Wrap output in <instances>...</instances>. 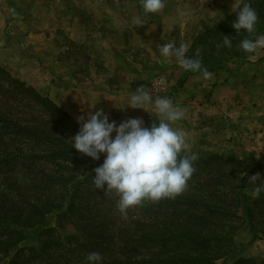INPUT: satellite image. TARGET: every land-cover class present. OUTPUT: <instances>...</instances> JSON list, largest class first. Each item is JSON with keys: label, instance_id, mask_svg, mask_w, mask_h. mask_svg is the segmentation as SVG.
I'll list each match as a JSON object with an SVG mask.
<instances>
[{"label": "crops", "instance_id": "0c3cea01", "mask_svg": "<svg viewBox=\"0 0 264 264\" xmlns=\"http://www.w3.org/2000/svg\"><path fill=\"white\" fill-rule=\"evenodd\" d=\"M136 17L135 21L130 20L129 16H122L121 20H117L107 15L101 18L103 19L101 24L104 23L102 27L95 24L96 28H94L95 25H90V29L95 32L86 31L94 35V38L89 40L90 57L106 73L105 75H108L104 79L95 80L91 77L93 82L79 84V78L74 74L73 68L69 65H60L53 58V63L57 64L59 71H56L53 77L48 76L49 74L43 77L47 79V83L44 80L42 84L37 83L31 81V78L22 81L28 86L40 89L78 125H80L77 121L78 117L94 114L100 109H103L110 121H115L117 125L130 118L142 119L147 127L153 123L158 124L159 117L154 107L143 110L127 106L132 91L141 86L149 90L151 82L157 85L153 99L155 96L167 97L173 101V104L183 107L184 118L173 126L187 133L190 143L189 154L195 153L200 159L215 155L221 157L224 163L238 162L228 170L236 174V180L225 178L218 190L223 200L219 205L220 208L222 206L221 212L211 213L193 205L194 207H179L178 213L170 215L179 228L176 230L177 233L190 232L191 236L201 232L206 239L203 245L195 246L189 242H181L183 240L179 242L173 239L172 241L175 242L168 245L162 242L160 245L145 243L144 246L177 247L179 251L173 252L175 255L189 250L191 256L208 254L206 256H211V261L225 259L227 252L219 254L216 251L217 254H212L210 251L211 245L220 242L218 240L220 236L214 230L217 225L215 221L238 220L243 226L239 230L250 235V242L259 240L252 238L243 220L242 211L234 203L235 192L232 188L242 171L245 172L259 164L263 166L262 169L250 172L248 176L259 174L260 178L264 179V49L256 54L257 60L253 58L245 63L207 70L210 75L205 77L201 72L184 71L175 58L163 56L158 47L174 41L177 46H186L188 54L195 34L181 32L179 29L169 31L161 26V21L155 14L145 17L138 12ZM3 19L5 20V17ZM115 23L119 26L121 23V26L115 27ZM70 26L71 28L66 29L67 39L74 44L83 43L86 35L76 31L75 25L70 24ZM97 37L99 40H95ZM9 65L5 59H0V67L10 74L7 69ZM180 81H183L182 86L176 89ZM166 88L169 89L168 93ZM215 165L219 164L213 163L208 168L211 169ZM196 171L197 169L192 176L195 182L191 185L197 182L198 177L205 179L207 176V171L203 170L194 179ZM252 182L250 180V183ZM259 182L258 180L257 183ZM185 191L184 193L194 195L199 193L201 194L199 196L205 197V194L195 186L187 185ZM253 193L254 190L251 194H246L255 198ZM261 220H264V214L258 212L254 224L259 230L257 236L264 238L260 230L263 226L259 224ZM166 221L167 219L164 222ZM164 222L154 223L157 229L162 230ZM259 225L261 227L258 229ZM241 234H237L236 237H240ZM221 238L225 240L223 235ZM233 243L235 245L234 241Z\"/></svg>", "mask_w": 264, "mask_h": 264}, {"label": "trees", "instance_id": "16d2710c", "mask_svg": "<svg viewBox=\"0 0 264 264\" xmlns=\"http://www.w3.org/2000/svg\"><path fill=\"white\" fill-rule=\"evenodd\" d=\"M247 2L260 14V21L264 23V0ZM232 18L233 15L227 20ZM255 33L264 34L263 27H258ZM197 45V41L193 43L191 53L198 49ZM233 56L239 55L235 53ZM182 83L178 82L176 89L181 88ZM2 88L9 91L11 96H4L0 91V262L9 257V252L24 239L23 231L45 225L48 216L54 215L58 226L66 221L80 232L82 243L71 251L73 254L85 252L80 258L81 264L85 261L84 264H87L86 257L91 252H99L104 258L103 264L211 263V256H206L208 254L191 256L186 250L175 255L173 252L179 251V248L164 246L175 242L173 239L195 246L206 242L201 232L191 236L190 232L177 233L179 228L170 215L178 213L179 207L193 205L211 213L221 212L222 206L220 208L219 205L223 200L218 190L225 178L236 180V174L228 170L238 162L224 163L221 157L215 155L207 159L198 158L194 162L197 169L194 179L203 170L207 171V176L205 179L198 177L193 185L191 183L195 181L191 177L187 185L195 186L205 197L184 191L174 199H162L155 205L150 201L143 202L130 208L124 217L117 209L119 197L115 191L106 192V185L104 189H95L92 182L94 169L103 163L104 155L94 161L83 154L79 155L71 145L56 140L51 134L36 132L33 122L36 119L26 120L12 114L13 106L10 103L18 105L25 101L24 97L31 95L43 109L52 114L56 127H62L68 135L75 136L80 125L73 122L47 96L37 95L31 87L14 79L0 67ZM12 135L13 138L6 142V138ZM14 143L17 145L15 150L11 146ZM14 151L16 154H13ZM213 163L219 165L209 169ZM262 167L259 164L242 171L232 188L235 192L234 203L242 211L243 220L253 239L257 238L259 231L254 224L256 214H264V192L259 197L251 198L246 194V188L250 183V172L260 171ZM154 222H164L162 230L157 229ZM259 224L263 225L260 230L264 234V220ZM162 242L164 245L159 248L144 246L145 243L160 245ZM113 247L117 250L113 251ZM18 259L20 256L16 253L8 264H16ZM246 262L251 261H237Z\"/></svg>", "mask_w": 264, "mask_h": 264}, {"label": "rangeland", "instance_id": "374dc122", "mask_svg": "<svg viewBox=\"0 0 264 264\" xmlns=\"http://www.w3.org/2000/svg\"><path fill=\"white\" fill-rule=\"evenodd\" d=\"M241 3L242 0H165L164 9L155 13V16L161 21V26L169 31L179 29L181 32L195 34L190 47L197 41L198 49L192 53L190 51L187 55L199 59L202 67L208 70L250 60L240 49V41L245 38L255 39L259 35L243 31L237 34L232 28V23L236 20L235 9ZM138 5L139 0H0V59H5L10 64L7 67L10 74L21 82L25 78H31V81L37 83L42 84V80L47 83V79L43 77L48 74L53 77L55 72L59 71L57 64L53 63V58L60 65L72 67L74 74L79 78V84L93 82L91 77L95 80L104 79L108 75H105L90 57L89 40L93 39L94 35L86 31L93 30L90 25H104L101 24V18L107 15L117 20H121L122 16H129L130 20L135 21L136 15L141 12ZM231 15L233 18L227 20ZM258 16L256 31L258 27L264 29L260 14ZM70 24L75 25L76 31L86 35L83 43L74 44L67 39L66 29L71 28ZM119 24L121 26V23ZM114 26L120 27L117 23ZM223 36L231 37V48L220 46ZM235 53L239 56L234 57ZM256 54L255 60L258 59ZM154 84L150 83L149 90L153 89ZM31 88L37 95L47 96L40 89ZM166 89L168 93L169 89ZM0 91L4 96H11L5 88ZM24 100L18 105L15 102L10 103L13 106L12 114L15 113L26 120L36 119L33 121L36 132L45 131L56 140L71 145L74 136L68 135L62 127L57 128L52 121V114L47 109H43L31 95L24 97ZM10 138H13V135L8 136L6 142ZM11 146L15 150L17 145L14 143ZM13 154H16V151ZM254 188L255 183H249L246 193L251 194ZM215 222L217 225L214 230L220 236V242L211 245L210 251L212 254H217L216 251L219 254L227 252V255L225 259L206 264H264V238L259 235V240L250 242V235L239 230L243 226L238 220ZM260 227L261 225L258 229ZM237 234L241 236L236 237ZM23 235L24 239L0 264H8L16 253L20 256L16 264H81L80 258L85 252L73 254L71 250L78 248L82 243V236L72 224L63 221L58 226L55 216L50 215L45 225L23 231ZM112 250L116 251L117 248L113 247ZM237 258L251 262L237 263Z\"/></svg>", "mask_w": 264, "mask_h": 264}, {"label": "clouds", "instance_id": "9594fccd", "mask_svg": "<svg viewBox=\"0 0 264 264\" xmlns=\"http://www.w3.org/2000/svg\"><path fill=\"white\" fill-rule=\"evenodd\" d=\"M138 7L147 17L164 9L165 0H139ZM235 16L232 28L237 34L256 32L259 16L247 0L236 7ZM220 46L231 48V37L223 36ZM158 47L163 56L175 58L184 71L210 75L199 59L187 55L186 46H177L173 41ZM239 47L252 60L264 49V35L245 38ZM153 96L141 86L132 91L127 106L143 110L154 107L158 124L147 127L142 119L130 118L117 125L100 109L77 118L81 126L71 140V148L94 161L104 155L103 163L94 169L92 182L95 189H104L106 185V192L115 191L119 197L117 209L124 217L130 208L145 201L156 203L179 196L196 170L194 162L198 156L189 154L187 133L173 126L184 118L185 109L173 104L170 98L155 96L153 99ZM249 179L255 183L254 196L259 197L264 192V179L259 174ZM86 260L87 264H103L104 258L99 252H91Z\"/></svg>", "mask_w": 264, "mask_h": 264}, {"label": "built area", "instance_id": "2783aa9c", "mask_svg": "<svg viewBox=\"0 0 264 264\" xmlns=\"http://www.w3.org/2000/svg\"><path fill=\"white\" fill-rule=\"evenodd\" d=\"M157 86V85H156ZM155 85H153L152 87H153V89L151 90V92L153 93V95H154V92H155V90L157 91V87H156ZM156 93V92H155Z\"/></svg>", "mask_w": 264, "mask_h": 264}]
</instances>
